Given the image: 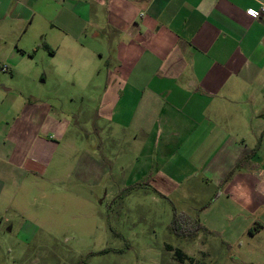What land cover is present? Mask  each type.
Listing matches in <instances>:
<instances>
[{
  "label": "crops",
  "instance_id": "1",
  "mask_svg": "<svg viewBox=\"0 0 264 264\" xmlns=\"http://www.w3.org/2000/svg\"><path fill=\"white\" fill-rule=\"evenodd\" d=\"M261 1L0 0L8 54L50 22L46 39L75 59L116 64L96 115L121 128V151L134 159L130 183L151 173L148 184L160 194L194 189L190 197L203 205L192 216L209 232L181 237L197 264H264V16L246 12ZM13 106L0 102V222L27 239L41 229L27 218L35 205L27 190L39 192L49 168L59 173L54 153L73 141L51 110L32 105L8 118ZM85 161L76 180L100 182L107 162ZM205 187L214 197L205 198Z\"/></svg>",
  "mask_w": 264,
  "mask_h": 264
},
{
  "label": "rangeland",
  "instance_id": "2",
  "mask_svg": "<svg viewBox=\"0 0 264 264\" xmlns=\"http://www.w3.org/2000/svg\"><path fill=\"white\" fill-rule=\"evenodd\" d=\"M49 24L29 30L11 54L0 43V102H13L8 118L24 116L33 106L51 110V116L68 122L73 147L62 141L53 158L59 173L49 168L39 192L27 190L35 201L27 218L41 229L18 239L0 222V264H197L171 250H186L188 239L170 228L175 211L196 215L203 203L190 197L194 189L160 194L149 184L130 183L134 159L128 147L121 151V128H108L96 115L105 73L116 64L98 56L75 59L60 41L46 39ZM86 157L107 162L100 182L76 180ZM29 183L27 188L33 187ZM202 192L209 199L216 194L211 187Z\"/></svg>",
  "mask_w": 264,
  "mask_h": 264
},
{
  "label": "trees",
  "instance_id": "3",
  "mask_svg": "<svg viewBox=\"0 0 264 264\" xmlns=\"http://www.w3.org/2000/svg\"><path fill=\"white\" fill-rule=\"evenodd\" d=\"M44 48H46L49 52H53L50 47L44 43L43 44ZM245 159H242L237 163V167L239 166H244L245 165ZM233 170L230 171L227 177H229L232 174ZM152 179V174L150 173L147 175L141 182H136L134 183L135 185L138 184H148L149 181ZM170 230L174 233L176 236H183V237H189V238H194L197 236V234L202 231V232H209L207 227L203 225L199 219L196 216H190L189 214L185 212H174V218L171 224ZM170 247V245H166V248ZM171 250L180 257H183L181 260H189L192 263L193 258L186 256V254L183 253V251L178 248V247H173L171 246Z\"/></svg>",
  "mask_w": 264,
  "mask_h": 264
},
{
  "label": "built area",
  "instance_id": "4",
  "mask_svg": "<svg viewBox=\"0 0 264 264\" xmlns=\"http://www.w3.org/2000/svg\"><path fill=\"white\" fill-rule=\"evenodd\" d=\"M248 15L254 18H259L264 16V1H261L259 3V7L257 9L254 8H248L247 11ZM3 70H5V67H2Z\"/></svg>",
  "mask_w": 264,
  "mask_h": 264
}]
</instances>
